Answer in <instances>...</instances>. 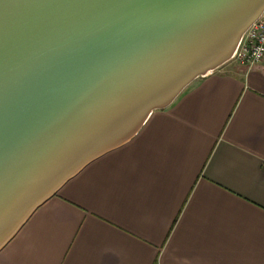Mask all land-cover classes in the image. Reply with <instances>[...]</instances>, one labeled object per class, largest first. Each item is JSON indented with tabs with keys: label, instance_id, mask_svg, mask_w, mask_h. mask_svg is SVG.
Instances as JSON below:
<instances>
[{
	"label": "water",
	"instance_id": "95a60500",
	"mask_svg": "<svg viewBox=\"0 0 264 264\" xmlns=\"http://www.w3.org/2000/svg\"><path fill=\"white\" fill-rule=\"evenodd\" d=\"M264 0H0V250L86 165L232 58Z\"/></svg>",
	"mask_w": 264,
	"mask_h": 264
},
{
	"label": "crops",
	"instance_id": "0c3cea01",
	"mask_svg": "<svg viewBox=\"0 0 264 264\" xmlns=\"http://www.w3.org/2000/svg\"><path fill=\"white\" fill-rule=\"evenodd\" d=\"M224 65L69 179L0 264H264V65Z\"/></svg>",
	"mask_w": 264,
	"mask_h": 264
},
{
	"label": "built area",
	"instance_id": "2783aa9c",
	"mask_svg": "<svg viewBox=\"0 0 264 264\" xmlns=\"http://www.w3.org/2000/svg\"><path fill=\"white\" fill-rule=\"evenodd\" d=\"M229 62L246 70L264 65V11L242 35Z\"/></svg>",
	"mask_w": 264,
	"mask_h": 264
},
{
	"label": "rangeland",
	"instance_id": "374dc122",
	"mask_svg": "<svg viewBox=\"0 0 264 264\" xmlns=\"http://www.w3.org/2000/svg\"><path fill=\"white\" fill-rule=\"evenodd\" d=\"M231 64V62H228V63H226L224 66L226 67V66H228V65H230ZM232 65V64H231Z\"/></svg>",
	"mask_w": 264,
	"mask_h": 264
}]
</instances>
